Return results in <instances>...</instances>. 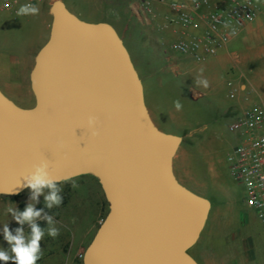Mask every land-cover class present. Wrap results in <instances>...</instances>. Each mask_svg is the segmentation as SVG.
Wrapping results in <instances>:
<instances>
[{
  "label": "water",
  "instance_id": "obj_1",
  "mask_svg": "<svg viewBox=\"0 0 264 264\" xmlns=\"http://www.w3.org/2000/svg\"><path fill=\"white\" fill-rule=\"evenodd\" d=\"M50 12V37L30 74L35 106H18L0 88V195L27 191L18 185L46 159L61 183L97 179L108 202L83 264H199L190 250L212 203L175 174L183 138L154 123L112 24L83 20L63 0Z\"/></svg>",
  "mask_w": 264,
  "mask_h": 264
},
{
  "label": "rangeland",
  "instance_id": "obj_2",
  "mask_svg": "<svg viewBox=\"0 0 264 264\" xmlns=\"http://www.w3.org/2000/svg\"><path fill=\"white\" fill-rule=\"evenodd\" d=\"M65 2L73 13L78 8L86 13L80 18L88 22L98 21L105 8L110 12L116 9V17L106 19L113 22L112 25L125 38L124 43L129 52L135 54L136 45L128 39L124 28L136 19L133 10L137 0H103L105 8L101 6L100 0ZM41 35L42 27L36 16L5 23L0 27V56L8 61L9 55L20 52L22 46L38 45ZM161 94L164 97L168 93ZM227 103L229 100L226 97L216 91H208L198 101L184 104L191 134L185 133L175 159L178 166L182 160L187 161L191 178L183 179L187 186L199 189L192 183V171L205 176L210 185V192L205 195L212 203L206 227L190 254L199 264H264V232L261 223L256 212L244 203L245 190L231 176L226 160L228 151L236 144V137L230 130L235 119L229 114L225 116L221 111V107ZM162 110L165 119H162L163 123L160 122L162 128L175 133V130L166 128L168 124H173L166 114L168 103L162 106ZM216 174L219 178L217 185L213 186L212 176ZM74 180L79 184L76 189L71 187L70 182L60 183L63 204L53 207L49 212L57 221L55 226L60 229V234L53 239L45 233L41 241L43 256L37 264H83L86 249L109 212L108 202L97 179L81 176ZM29 195V189L15 197L0 195V248L8 247L2 235L3 226L8 224L10 230L20 227L10 214L5 215V207H17L23 211ZM39 201L36 208L49 211L45 208L43 196L39 197ZM39 223H42V228H47L46 222ZM24 229L27 235L30 231L27 224ZM0 264L3 262L0 261Z\"/></svg>",
  "mask_w": 264,
  "mask_h": 264
},
{
  "label": "crops",
  "instance_id": "obj_3",
  "mask_svg": "<svg viewBox=\"0 0 264 264\" xmlns=\"http://www.w3.org/2000/svg\"><path fill=\"white\" fill-rule=\"evenodd\" d=\"M84 1L95 2V0ZM53 2L47 0L40 4V12L35 15L42 27L38 45L22 46L20 52L9 55L8 61L0 56V88L8 98L22 108L30 109L36 104L30 74L38 52L50 37L53 21L50 9ZM100 4L105 8L103 0H100ZM78 9L74 12L76 15L79 17L83 16L82 14L86 15ZM133 11L136 19L133 23L127 24L124 31L128 39L136 45L135 54H130L144 85L148 110L160 130L182 138L187 132L191 134L184 104L198 101L208 91H216L217 94L229 100V103L221 107V111L225 116L229 114L233 119H236L250 102H257L264 106V9L256 21L246 27L240 37L216 54L209 56L203 63H197L191 56L182 55L173 50L174 43L184 36L194 34L195 31L184 29L178 23L176 15L167 6L156 4L151 13H137L136 9ZM29 17L34 16L3 13L0 27L5 23ZM108 17L115 18L116 9L110 12L105 8L99 20L93 22L112 24L111 20L106 19ZM121 37L125 40L123 36ZM197 78L207 79L209 86L205 88L197 85ZM229 82L241 84L243 96L236 99L230 98ZM161 92L168 94L163 97ZM246 95L249 97L248 100ZM177 100L182 104V109L179 111L174 106V101ZM167 103L166 114L174 125L168 124L166 128L175 130V133L164 130L160 123L165 120L162 106ZM174 171L178 180L195 193L206 197L205 193L210 192V185L205 176L197 175L193 171L192 183L199 189L187 186L183 179L191 178L186 160H182L178 166L174 159ZM212 178L214 179L211 184L216 186L219 176L216 174Z\"/></svg>",
  "mask_w": 264,
  "mask_h": 264
},
{
  "label": "built area",
  "instance_id": "obj_4",
  "mask_svg": "<svg viewBox=\"0 0 264 264\" xmlns=\"http://www.w3.org/2000/svg\"><path fill=\"white\" fill-rule=\"evenodd\" d=\"M46 1L0 0V23L3 13L17 15L21 5H40ZM156 4L167 6L184 29L195 31L172 48L191 56L197 63L205 62L240 37L264 9V0H137L135 9L137 13H151ZM229 86L230 98L243 96L241 84L229 82ZM230 130L236 136V144L226 156L229 171L244 188L243 201L256 212L264 232V106L250 102L230 125Z\"/></svg>",
  "mask_w": 264,
  "mask_h": 264
},
{
  "label": "clouds",
  "instance_id": "obj_5",
  "mask_svg": "<svg viewBox=\"0 0 264 264\" xmlns=\"http://www.w3.org/2000/svg\"><path fill=\"white\" fill-rule=\"evenodd\" d=\"M39 5L24 4L17 10V16L38 15ZM234 34V33H233ZM197 85L207 88L209 82L205 78H197ZM175 108L179 111L182 104L179 100L174 101ZM95 118L88 119V125L92 128L95 125ZM93 132V135H96ZM49 163L42 159L39 164L33 166V171L24 177V183L18 186L29 189L30 195L26 207L20 211L17 207H5V215H11L20 227L10 230L9 225L5 224L2 229L4 241L7 242V248H0V261L3 264H37L43 256L41 241L47 233L53 239L60 234V229L55 225L57 221L49 212L53 207H59L63 204V188L60 181L54 179L49 172ZM64 182H70L71 187L76 189L79 184L72 176L64 178ZM43 196L45 208L37 209L36 205L40 202L39 197ZM34 202V203H33ZM39 221L46 222L47 228H42ZM27 224L30 231L26 235L24 225Z\"/></svg>",
  "mask_w": 264,
  "mask_h": 264
},
{
  "label": "trees",
  "instance_id": "obj_6",
  "mask_svg": "<svg viewBox=\"0 0 264 264\" xmlns=\"http://www.w3.org/2000/svg\"><path fill=\"white\" fill-rule=\"evenodd\" d=\"M42 223H40V226H41Z\"/></svg>",
  "mask_w": 264,
  "mask_h": 264
}]
</instances>
